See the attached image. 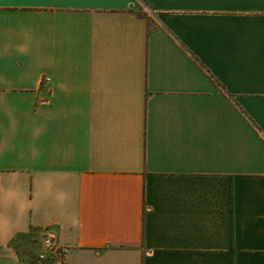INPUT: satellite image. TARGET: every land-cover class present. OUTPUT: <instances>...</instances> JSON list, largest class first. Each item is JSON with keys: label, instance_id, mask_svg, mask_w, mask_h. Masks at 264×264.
I'll return each mask as SVG.
<instances>
[{"label": "crops", "instance_id": "obj_1", "mask_svg": "<svg viewBox=\"0 0 264 264\" xmlns=\"http://www.w3.org/2000/svg\"><path fill=\"white\" fill-rule=\"evenodd\" d=\"M47 233L264 264V0H0V264Z\"/></svg>", "mask_w": 264, "mask_h": 264}, {"label": "built area", "instance_id": "obj_2", "mask_svg": "<svg viewBox=\"0 0 264 264\" xmlns=\"http://www.w3.org/2000/svg\"><path fill=\"white\" fill-rule=\"evenodd\" d=\"M69 252L70 248L62 245L54 234L47 233L41 240V249L37 254L36 264H48L49 262L65 264Z\"/></svg>", "mask_w": 264, "mask_h": 264}, {"label": "rangeland", "instance_id": "obj_3", "mask_svg": "<svg viewBox=\"0 0 264 264\" xmlns=\"http://www.w3.org/2000/svg\"><path fill=\"white\" fill-rule=\"evenodd\" d=\"M145 14L148 15V17H152L149 11H147Z\"/></svg>", "mask_w": 264, "mask_h": 264}]
</instances>
